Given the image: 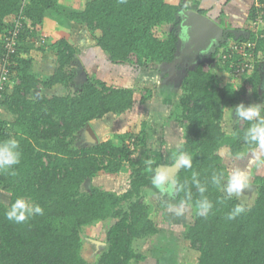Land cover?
Segmentation results:
<instances>
[{"label":"trees","instance_id":"trees-1","mask_svg":"<svg viewBox=\"0 0 264 264\" xmlns=\"http://www.w3.org/2000/svg\"><path fill=\"white\" fill-rule=\"evenodd\" d=\"M256 4L250 9L251 23L259 14ZM55 5L56 0H0V63L5 64L8 76L0 98V117L3 111L12 117L10 122L0 119V141L15 139L20 152L19 164L0 171V191L9 199L0 202V264H139L145 256L134 249V243L158 234L144 193L154 187L152 176L163 164L164 154L150 157L141 151L134 133L127 134L126 140L121 138L118 145L76 143L80 131L91 128V123L131 111L134 91L111 86L88 73L73 90L81 73L75 66L76 45L68 39L51 47L54 70L46 78L34 74L31 52L37 49L35 39ZM198 6L199 0H86L81 9H68L64 18L72 28L90 35L109 64L133 71L157 70L176 61L179 12L191 9L205 15ZM16 20L22 27L9 50L6 38ZM263 31L261 37L251 31L238 37L228 33L214 53L185 68L179 107L186 142L178 155L187 153L192 165L179 167L169 185L174 202L186 201L193 211L182 237L198 253L196 264H264V161L248 174L249 184L255 187V199L248 207L213 183L215 176L222 186L230 175L218 153L221 149L235 158L256 147L244 139L252 122L243 120L225 132L222 121L226 106H247L263 96ZM248 42L254 44L249 58L238 50ZM205 64L209 69L218 66L237 85L224 84L218 74L204 70ZM244 64L249 67L236 76L235 70ZM15 79L19 84L9 90V82ZM40 86L48 90L62 86L67 92L45 95ZM144 137L142 132V146ZM130 140H134L133 150L128 146ZM124 163L130 169L129 185L121 194L86 188L101 172L116 174ZM149 167L153 172H148ZM197 183L207 188L203 195L213 205L207 216L196 212L195 202L201 199ZM20 198L31 206L39 205L43 214H33L19 224L9 221L5 214ZM236 205L245 210L227 219ZM97 223L107 226L106 248L89 262L82 256V235Z\"/></svg>","mask_w":264,"mask_h":264},{"label":"rangeland","instance_id":"rangeland-1","mask_svg":"<svg viewBox=\"0 0 264 264\" xmlns=\"http://www.w3.org/2000/svg\"><path fill=\"white\" fill-rule=\"evenodd\" d=\"M86 0H56L55 10L48 12L43 30L36 37V50L31 52L32 69L38 77H47L50 71L54 70L55 60L52 45L61 39L72 40L77 48L76 68L81 76L76 80L73 90L79 88L82 83L83 72L95 77L97 80L105 82L114 87H131L134 91L135 104L131 111L122 116H107L103 120L92 124V131L97 139L94 144L101 142H111L118 145L120 139H127V134L134 133L141 142V151L146 152L150 157L164 154V161L159 167H171L178 156L181 146L186 142L184 124L180 117V100L183 96L182 79L186 75V66L196 64L203 60L189 56L185 41L181 38L179 42V53L176 61L172 65L158 67L157 70L133 71L128 66H114L109 64L102 52L95 46L93 40L87 32L72 28L64 18V13L69 9H81ZM176 3L178 0H168ZM29 30H32L30 22L25 20ZM251 32L263 35L264 25L255 28L249 25ZM264 32V31H263ZM217 65V64H216ZM204 65L205 71L218 74L223 79L224 84L233 83L237 85L233 76L223 74L218 70V66ZM83 71V72H82ZM220 72V73H219ZM10 88L19 84L18 80L9 82ZM234 87V86H233ZM41 90V86L39 88ZM261 95L259 104L264 108V83L260 87ZM50 95H65L67 89L57 86L54 89L45 90ZM45 92V93H46ZM50 92V93H49ZM244 97V94H242ZM32 96L36 97L35 94ZM33 97V98H34ZM246 100L249 95L245 93ZM250 104V105H251ZM0 119L10 122L12 117L7 112H1ZM235 112V106H226L224 109V119L222 129L230 132L234 124H242ZM91 127V128H92ZM142 132L145 134L144 146H142ZM82 133L77 137L78 145H87ZM130 150H133L134 140L128 142ZM222 158V163L231 174L233 170H243L247 175L251 168L264 161V151L258 147L246 151L241 157L232 158L226 148L218 152ZM137 154V153H136ZM135 154V155H136ZM134 156V155H133ZM160 170V169H158ZM262 173L260 168L256 169ZM167 172V171H166ZM168 173V172H167ZM130 169L124 163L121 170L116 174L101 172L97 177L88 182L85 186H94L103 191H113L121 194L129 185ZM170 180L165 182V190L146 188L145 197L152 207V219L154 220L158 234L134 243V249L145 256V260L139 264H196L198 253L189 248L182 234L186 226L190 223L192 209L188 206L182 214L177 215L175 210H170L168 205H177L172 199L173 189L170 187ZM83 188V191L87 189ZM255 191L237 197L243 205L250 206L254 199ZM234 196V195H233ZM8 195L0 191V202L8 203ZM105 224L97 223L87 227L83 231L82 256L89 262L95 259L106 248Z\"/></svg>","mask_w":264,"mask_h":264},{"label":"clouds","instance_id":"clouds-1","mask_svg":"<svg viewBox=\"0 0 264 264\" xmlns=\"http://www.w3.org/2000/svg\"><path fill=\"white\" fill-rule=\"evenodd\" d=\"M235 112L239 119L252 122L251 126L245 131V142L249 145H255L261 151H264V116L261 115L262 106L259 104H251L245 106L240 103L235 106ZM86 129V128H85ZM19 145L15 139H7L0 141V171H7L11 166L17 165L20 162ZM150 164V162H149ZM192 165V157L187 153L179 154L174 160V166L179 168H190ZM148 172H153L149 167ZM168 179V173L163 170H157L152 176V185L161 192L165 190V182ZM213 183L226 192L229 197L238 195L243 192L245 187L249 186L248 175L240 169H235L227 177V183L220 185L219 179L213 177ZM197 189L201 193V199L195 202V208L198 215L207 216L212 210V202L203 194L207 188L197 183ZM187 206L186 201H181L180 205H168L170 210H175L177 215H180ZM243 205H236L228 214L227 219H234L237 215L244 211ZM33 214H43V209L39 205L31 206L24 199H17L6 212V218L15 223H23Z\"/></svg>","mask_w":264,"mask_h":264},{"label":"water","instance_id":"water-1","mask_svg":"<svg viewBox=\"0 0 264 264\" xmlns=\"http://www.w3.org/2000/svg\"><path fill=\"white\" fill-rule=\"evenodd\" d=\"M178 17L180 18V24L178 31L179 39L177 43V55L179 53V42L181 41V38L185 41L184 43L187 47L189 56L192 55L195 59H198L201 56L203 59L205 56H209L215 52L216 48L226 40L228 33H233L236 37L244 34H242V31L234 32L223 29L214 20L206 15L196 12L195 10L182 9L179 12ZM84 76L85 73L83 72V77ZM80 133L84 135V139L89 140L86 142L87 144H94L97 141L94 132L89 126H87L86 129L81 130ZM158 169L165 172L167 171V181L170 180V182H173L172 177L178 168L173 165L171 167H158ZM252 191H255V187L249 184L248 187L243 189L242 193L246 194ZM234 196L237 198L240 197L241 194Z\"/></svg>","mask_w":264,"mask_h":264},{"label":"crops","instance_id":"crops-1","mask_svg":"<svg viewBox=\"0 0 264 264\" xmlns=\"http://www.w3.org/2000/svg\"><path fill=\"white\" fill-rule=\"evenodd\" d=\"M257 2L258 0H199L198 9L203 10L207 17L214 20L223 29L234 32L242 31L243 34L246 31H251L249 13ZM262 72H264V66ZM45 90L48 89H41V93L50 95Z\"/></svg>","mask_w":264,"mask_h":264},{"label":"built area","instance_id":"built-area-1","mask_svg":"<svg viewBox=\"0 0 264 264\" xmlns=\"http://www.w3.org/2000/svg\"><path fill=\"white\" fill-rule=\"evenodd\" d=\"M24 2L27 3V0H24ZM256 7L258 9L259 14L251 24L253 27H255L257 29V28L264 25V4H256ZM20 18H23V17L20 16ZM24 20H26V19H24ZM21 27H22L21 23L17 22V20H16L14 28L10 32V37L6 38L7 48L9 50L13 49V47L15 45V41L17 39V36L20 32ZM253 48H254V44L248 42L245 44V46L239 47L238 50H242L243 55L249 58V57H251ZM221 57H222V59H225L226 55L223 54ZM216 58H219V54L216 56ZM248 67H249L248 64H244L241 68H237L235 70V73H236L235 75L238 76V75L242 74L244 72V70ZM7 77L8 76H7L5 64L3 66V64L0 63V98L4 92V85H5Z\"/></svg>","mask_w":264,"mask_h":264},{"label":"flooded vegetation","instance_id":"flooded-vegetation-1","mask_svg":"<svg viewBox=\"0 0 264 264\" xmlns=\"http://www.w3.org/2000/svg\"><path fill=\"white\" fill-rule=\"evenodd\" d=\"M262 74L264 75V72H262Z\"/></svg>","mask_w":264,"mask_h":264}]
</instances>
